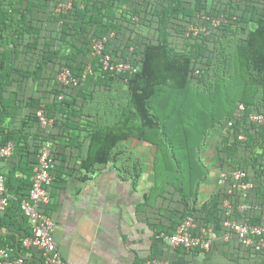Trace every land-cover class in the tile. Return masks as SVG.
Segmentation results:
<instances>
[{"label":"trees","instance_id":"16d2710c","mask_svg":"<svg viewBox=\"0 0 264 264\" xmlns=\"http://www.w3.org/2000/svg\"><path fill=\"white\" fill-rule=\"evenodd\" d=\"M56 6L57 0H0V146L13 144L0 168L10 196L0 213L6 229L0 248H12V257L26 264H43L37 250L27 258L21 247L31 229L20 203L41 146L50 143L60 162L65 143L82 135L89 143L80 157L85 169L117 165L121 146L132 139L152 149L154 180L143 206L158 198L175 202L169 229L154 224L156 234L170 235L191 217L197 228L221 236L230 218L226 199L232 219L261 223V210L241 214L237 205L264 207V125L249 121L251 114L264 117V0H73L61 13ZM219 16L225 21L213 27ZM196 24L205 32L187 35ZM103 38L102 53L130 63L135 73L101 69L92 45ZM88 66L92 72L84 77ZM62 68L76 85L57 82ZM40 108L52 120L48 133L36 117ZM134 166L118 168L121 177L138 181L140 161ZM233 170L253 183L248 198L229 192L228 177L201 202L211 175ZM258 256L264 264V253Z\"/></svg>","mask_w":264,"mask_h":264},{"label":"crops","instance_id":"0c3cea01","mask_svg":"<svg viewBox=\"0 0 264 264\" xmlns=\"http://www.w3.org/2000/svg\"><path fill=\"white\" fill-rule=\"evenodd\" d=\"M88 145L84 135L74 138L61 149L64 160L54 159L55 179L48 189L50 202L45 211L55 222L54 240L63 260L70 264H144L151 258L167 264H263L259 256L235 240L223 241L222 235L208 253L171 250L158 238L160 234L153 225L159 223L169 229L168 207H174L175 202L158 198L153 206H143L154 180L150 170L152 149L132 139L121 146L117 165L85 169L80 157L88 155ZM139 161L140 179H123L118 168L129 163L133 168ZM3 164L0 168L4 171ZM218 176L214 172L202 187L201 202L214 191ZM258 210L264 223V207ZM5 234L6 229H0L3 238ZM27 252V258H31L30 250Z\"/></svg>","mask_w":264,"mask_h":264},{"label":"built area","instance_id":"2783aa9c","mask_svg":"<svg viewBox=\"0 0 264 264\" xmlns=\"http://www.w3.org/2000/svg\"><path fill=\"white\" fill-rule=\"evenodd\" d=\"M73 0H57L55 8L56 13L66 12L70 10ZM239 1V0H234ZM225 19L223 16L213 18L211 24L213 27L219 26ZM186 34L196 36L199 32H205V28L199 24L191 25L186 28ZM106 38L94 40L92 45V55L99 57L101 69L103 71L115 74H132L136 72V68L128 62H113L109 55L103 54L104 43ZM91 66L86 68L84 77L87 73H91ZM57 82L62 86L76 85V80L71 76L67 68H62L57 76ZM60 99L62 96L59 97ZM243 106L240 105L238 111H242ZM238 116V115H237ZM37 120L48 133L52 126V120L49 119L42 108L36 111ZM249 121L256 123L258 126L264 125V117L258 114H251ZM231 127V122L227 124V128ZM226 130V128H225ZM243 135L239 136V140H244ZM13 148L12 143L6 146H0V163L3 159L11 155ZM55 161L51 151L50 143H44L38 154L37 162L33 167L31 177V187L26 200L20 203L23 215L27 218L31 235L22 239L21 247L25 250L35 249L42 257L43 264H70L63 260L57 250L54 240V231L56 225L50 215L45 213V209L50 202L48 189L53 181V170ZM264 169V165H263ZM230 177L233 181L231 190L241 192L243 199L248 198V193L254 188L251 181L246 180L247 175L242 171H230L229 173H220L218 183H224ZM10 196L6 193L4 177L0 172V213L8 206ZM227 218L223 222L224 233L221 239L225 242L235 240L240 246L249 250L253 255L264 253V223H251L246 216L241 221L231 218L232 204L228 199L222 202ZM259 209L257 205L240 204L237 205V211L241 214L247 213L251 209ZM163 242L168 244L171 250L181 249L183 251H195L200 253H208L212 246L217 242L219 236L212 228H197L191 217H187L179 224L174 233L168 235L161 233L158 236ZM14 250L12 248H0V264H26V260L22 256L13 258ZM144 264H167L163 260L151 258Z\"/></svg>","mask_w":264,"mask_h":264},{"label":"rangeland","instance_id":"374dc122","mask_svg":"<svg viewBox=\"0 0 264 264\" xmlns=\"http://www.w3.org/2000/svg\"><path fill=\"white\" fill-rule=\"evenodd\" d=\"M188 27H189V26H188ZM210 144H211V146H210L209 148L211 149V148L213 147V145H214V142L211 141ZM207 149H208V148H207ZM207 149H206L205 151H203V152H204L203 154H208V153H209V150H207ZM130 154H132V153H129V155H130ZM206 160H209V159L205 158V161H206ZM207 162H208V161H207Z\"/></svg>","mask_w":264,"mask_h":264}]
</instances>
